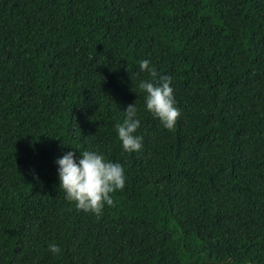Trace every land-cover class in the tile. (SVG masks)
<instances>
[{"label":"trees","instance_id":"16d2710c","mask_svg":"<svg viewBox=\"0 0 264 264\" xmlns=\"http://www.w3.org/2000/svg\"><path fill=\"white\" fill-rule=\"evenodd\" d=\"M161 75L171 129L136 87ZM85 149L125 177L99 214L58 188ZM0 264H264V0H0Z\"/></svg>","mask_w":264,"mask_h":264},{"label":"clouds","instance_id":"9594fccd","mask_svg":"<svg viewBox=\"0 0 264 264\" xmlns=\"http://www.w3.org/2000/svg\"><path fill=\"white\" fill-rule=\"evenodd\" d=\"M140 71H147L156 77L155 69L148 59L138 61ZM136 87L144 92V109L156 117L165 129H171L179 116L170 77L159 76V82L141 79ZM122 121L115 124V132L125 152L139 151L142 137L136 134L140 120L135 103L124 110ZM58 188L64 198L74 202L75 207L84 212L99 214L105 205H113L111 193L124 186L125 177L120 163L113 162L96 150L85 149L78 154L69 150L55 159ZM47 249L57 254L59 245L49 242Z\"/></svg>","mask_w":264,"mask_h":264}]
</instances>
